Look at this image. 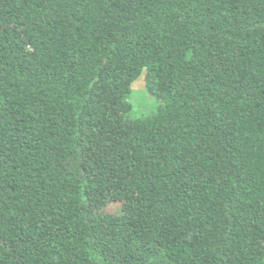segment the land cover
Segmentation results:
<instances>
[{
	"label": "trees",
	"instance_id": "obj_1",
	"mask_svg": "<svg viewBox=\"0 0 264 264\" xmlns=\"http://www.w3.org/2000/svg\"><path fill=\"white\" fill-rule=\"evenodd\" d=\"M0 264H264V0H0Z\"/></svg>",
	"mask_w": 264,
	"mask_h": 264
},
{
	"label": "rangeland",
	"instance_id": "obj_2",
	"mask_svg": "<svg viewBox=\"0 0 264 264\" xmlns=\"http://www.w3.org/2000/svg\"><path fill=\"white\" fill-rule=\"evenodd\" d=\"M131 104V115L141 118L146 117L156 111L158 102L154 99L145 87L144 74H141L132 84L129 93ZM106 209H111L107 204Z\"/></svg>",
	"mask_w": 264,
	"mask_h": 264
}]
</instances>
